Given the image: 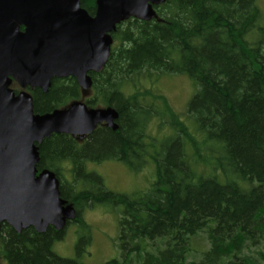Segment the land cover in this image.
Returning <instances> with one entry per match:
<instances>
[{
	"label": "trees",
	"instance_id": "16d2710c",
	"mask_svg": "<svg viewBox=\"0 0 264 264\" xmlns=\"http://www.w3.org/2000/svg\"><path fill=\"white\" fill-rule=\"evenodd\" d=\"M82 6L94 14L96 0ZM155 8L151 20L117 25L91 89L70 76L32 91L37 113L89 91L90 107L118 111L116 129L103 123L86 138H45L37 167L55 171L61 196L77 209L67 225H86L82 211L96 204L120 208L121 257L105 264H264V10L259 0H166ZM176 74L197 86L184 113L143 85ZM156 117L174 131L162 142L148 131ZM149 158L156 180L131 193L109 189L87 167L116 160L140 172ZM65 228L4 223L3 256L8 264H84L53 250Z\"/></svg>",
	"mask_w": 264,
	"mask_h": 264
},
{
	"label": "water",
	"instance_id": "95a60500",
	"mask_svg": "<svg viewBox=\"0 0 264 264\" xmlns=\"http://www.w3.org/2000/svg\"><path fill=\"white\" fill-rule=\"evenodd\" d=\"M165 1L96 0L91 14L82 0H0V240L4 223L44 233L77 217L55 171L37 167L45 138L87 136L103 123L118 128L113 106L75 100L37 113L31 91L47 92L54 78L70 76L89 90L91 72H101L111 56L117 25L130 17L151 20Z\"/></svg>",
	"mask_w": 264,
	"mask_h": 264
},
{
	"label": "rangeland",
	"instance_id": "374dc122",
	"mask_svg": "<svg viewBox=\"0 0 264 264\" xmlns=\"http://www.w3.org/2000/svg\"><path fill=\"white\" fill-rule=\"evenodd\" d=\"M264 10V0H259ZM153 92L164 94L176 112L184 113L191 98L196 93L197 86L187 75H164L154 82L146 81L144 84ZM15 89H21L18 83L12 85ZM91 92L83 93L82 99L90 96ZM159 105L162 111L163 105ZM156 117L149 124L148 131L159 142L174 134L167 122L162 123ZM149 164L143 171L137 172L124 162L106 160L102 162H88L87 167L91 171L99 173L106 186L119 192H136L152 187L156 180V163L149 158ZM70 178V177H69ZM86 225L77 222L69 223L65 228L63 239L53 244V250L60 256L77 258L84 264H105L107 261L120 258L119 245V217L120 208L105 204H96L82 211ZM205 236L201 241L205 242ZM3 246L0 244V264H8L3 256Z\"/></svg>",
	"mask_w": 264,
	"mask_h": 264
},
{
	"label": "flooded vegetation",
	"instance_id": "af4514ba",
	"mask_svg": "<svg viewBox=\"0 0 264 264\" xmlns=\"http://www.w3.org/2000/svg\"><path fill=\"white\" fill-rule=\"evenodd\" d=\"M20 29H21V30H24V29H25V26H24V25H21V26H20ZM82 137L86 138V136H82Z\"/></svg>",
	"mask_w": 264,
	"mask_h": 264
}]
</instances>
